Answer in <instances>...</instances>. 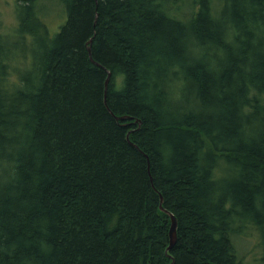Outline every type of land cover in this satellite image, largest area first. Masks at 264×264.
<instances>
[{
	"label": "trees",
	"instance_id": "16d2710c",
	"mask_svg": "<svg viewBox=\"0 0 264 264\" xmlns=\"http://www.w3.org/2000/svg\"><path fill=\"white\" fill-rule=\"evenodd\" d=\"M41 1L0 15V264L264 248V0H55L57 31Z\"/></svg>",
	"mask_w": 264,
	"mask_h": 264
},
{
	"label": "rangeland",
	"instance_id": "374dc122",
	"mask_svg": "<svg viewBox=\"0 0 264 264\" xmlns=\"http://www.w3.org/2000/svg\"><path fill=\"white\" fill-rule=\"evenodd\" d=\"M41 6L47 11L45 20L53 31H57L65 22V19L61 20L62 8L55 0H42ZM0 15L4 23L5 34H13L19 26L17 0H0ZM233 242L243 264H263L264 248L256 228L249 224L246 225L239 235L233 236Z\"/></svg>",
	"mask_w": 264,
	"mask_h": 264
},
{
	"label": "water",
	"instance_id": "95a60500",
	"mask_svg": "<svg viewBox=\"0 0 264 264\" xmlns=\"http://www.w3.org/2000/svg\"><path fill=\"white\" fill-rule=\"evenodd\" d=\"M89 49L91 50V47ZM110 76H111V74H110ZM109 79H110V77H109ZM119 119L125 120L126 118L125 117H120ZM161 203H162L161 208L163 210H165L170 215L171 221H172V223H171V229H170V246H169V251H170V250L173 249V247L177 243V239H178V219H177V217L173 213H171L168 210H166V209L163 208V200H162ZM172 264H174V262Z\"/></svg>",
	"mask_w": 264,
	"mask_h": 264
},
{
	"label": "bare ground",
	"instance_id": "6f19581e",
	"mask_svg": "<svg viewBox=\"0 0 264 264\" xmlns=\"http://www.w3.org/2000/svg\"><path fill=\"white\" fill-rule=\"evenodd\" d=\"M91 42V41H90ZM90 42H89V45H90ZM90 48V47H89ZM108 80H109V78H108ZM109 82V81H108ZM108 82H107V85H108ZM162 200H163V198H162ZM162 200H161V202H162ZM161 205H162V203H161ZM163 208H164V206H163ZM162 209V208H161ZM165 209V208H164ZM163 210V209H162ZM163 211H165V210H163ZM166 212V211H165ZM170 212V211H169ZM167 213V212H166Z\"/></svg>",
	"mask_w": 264,
	"mask_h": 264
}]
</instances>
